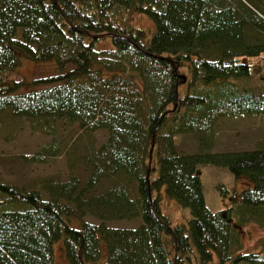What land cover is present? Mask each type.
I'll return each mask as SVG.
<instances>
[{
  "label": "trees",
  "instance_id": "16d2710c",
  "mask_svg": "<svg viewBox=\"0 0 264 264\" xmlns=\"http://www.w3.org/2000/svg\"><path fill=\"white\" fill-rule=\"evenodd\" d=\"M106 38L111 46H95ZM24 57L52 59L56 71L6 79ZM241 114L264 116V0H0V130L23 119L52 141L73 123L107 131L83 151L58 141L38 150H66L83 176L39 177L31 188L0 179V264H54L59 241L67 264H264V243L244 249L241 235L249 223L264 228V137L209 150L218 120ZM188 133L191 152L176 143ZM202 163L251 184L212 210ZM162 188L190 208L186 223L163 211ZM133 218L141 222L106 223Z\"/></svg>",
  "mask_w": 264,
  "mask_h": 264
},
{
  "label": "rangeland",
  "instance_id": "374dc122",
  "mask_svg": "<svg viewBox=\"0 0 264 264\" xmlns=\"http://www.w3.org/2000/svg\"><path fill=\"white\" fill-rule=\"evenodd\" d=\"M133 23L147 30L153 27L152 20L144 14H136ZM95 46L98 48L109 47L111 42L106 38L97 41ZM53 63L52 59L33 61L24 57L20 66L7 71L5 77L11 80H31L36 76L56 71V68L53 69ZM28 87L30 86L25 84L22 89ZM215 130L216 136L209 150L217 152L251 148L257 139L264 137V116L257 114L224 116L218 120ZM106 136L107 131L105 129L82 130L73 123L60 126L56 139L52 141L51 135L31 130L23 119L16 121V123L10 121L9 125H5L0 130V179L18 185L25 184L31 188L39 177L51 175L66 179L72 172L83 176L82 163L76 162L70 167L66 150H61L57 154H54L55 150L53 152L49 150L50 152L43 154L38 153V150L45 143L58 141L63 144L62 147L68 148L77 145L78 151H83L88 149L91 144L94 147L99 146L106 139ZM176 143L177 146L179 144L181 150L191 152L196 149V136L192 133L177 136ZM28 157H33V159ZM199 173L205 202L212 210L229 206L232 204V196L234 194L238 196L243 188L251 184L247 177L235 176L225 165L202 163L199 164ZM111 181V179H104L98 189L108 187ZM221 187L226 188L225 193L222 192ZM160 203L163 211L167 213L173 223H186L191 216L190 208L169 198L164 188L161 191ZM85 218L90 221L97 220L89 215ZM140 222V218H133L113 219L106 223L115 226H136ZM241 235L244 249H259L264 243V228L255 223H249L242 227ZM54 264H67L63 245L60 241L54 243ZM86 264L94 263L88 261Z\"/></svg>",
  "mask_w": 264,
  "mask_h": 264
}]
</instances>
